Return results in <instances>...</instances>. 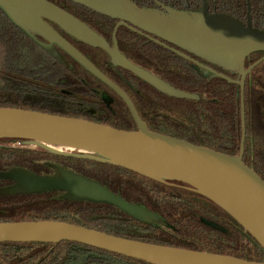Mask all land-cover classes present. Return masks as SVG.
<instances>
[{"label": "trees", "instance_id": "obj_1", "mask_svg": "<svg viewBox=\"0 0 264 264\" xmlns=\"http://www.w3.org/2000/svg\"><path fill=\"white\" fill-rule=\"evenodd\" d=\"M48 1L89 25L113 45L118 20L68 0ZM133 1L140 7L150 8L154 4L153 0ZM208 2L211 13L230 15L246 24L247 0ZM250 2L253 26L264 30V0ZM200 6L201 0L189 3V9ZM51 25L128 94L150 131L224 155L240 154L243 120L238 85L207 76L191 61L127 27H120L117 31L120 52L179 93L167 92L148 78L116 67L104 50L85 45L57 25ZM176 49L233 80L238 79L236 73ZM263 57L264 52L252 54L246 59V68ZM244 102V163L264 180V62L247 77ZM0 108L82 119L125 131L138 130L128 106L112 89L61 50L57 58L49 55L1 10ZM60 169L140 207L142 215L135 217L106 202L68 197L62 190L10 192L7 190L15 182L0 178V223L58 221L148 244L264 262V252L255 239L231 215L209 198L188 190L184 183L163 184L125 168L56 155L37 146H25L21 140L0 139V175L23 170L38 177H54ZM0 264L149 263L63 241L2 243Z\"/></svg>", "mask_w": 264, "mask_h": 264}, {"label": "water", "instance_id": "obj_2", "mask_svg": "<svg viewBox=\"0 0 264 264\" xmlns=\"http://www.w3.org/2000/svg\"><path fill=\"white\" fill-rule=\"evenodd\" d=\"M118 20L113 45L63 8L48 0H0V10L25 36L54 58L61 50L87 72L112 89L128 106L137 131L119 130L90 121L16 108H0V139L21 140L56 155L110 164L159 183L181 182L187 189L222 207L257 242L264 252V180L244 163L246 141L245 83L264 57L246 68V59L264 52V30L254 28L247 0V23L230 15L211 13L207 0L200 10L179 11L140 7L133 0H68ZM70 37L104 50L116 67L155 82L167 92L177 90L129 61L120 52L117 31L127 27L206 71L241 89L243 137L238 156H228L187 141L155 133L141 119L128 94L110 80L52 25ZM43 39V41L40 40ZM169 44L236 73L237 80L200 63ZM188 96V95H187ZM68 151V152H66ZM77 153H74V152ZM0 178L15 182L10 192L62 190L68 197L112 204L135 217L141 209L112 195L98 184L65 169L54 177L12 171ZM150 218V217H149ZM77 242L149 264H264L233 256L190 251L116 237L79 225L58 221L0 223L2 243Z\"/></svg>", "mask_w": 264, "mask_h": 264}, {"label": "flooded vegetation", "instance_id": "obj_3", "mask_svg": "<svg viewBox=\"0 0 264 264\" xmlns=\"http://www.w3.org/2000/svg\"><path fill=\"white\" fill-rule=\"evenodd\" d=\"M190 1L191 0H153L154 4L150 8H157V9H160V10L164 11V7H170V8L179 10V11H191V10H200L202 8V6H203V1L201 0V6H200V8L189 9L190 8L189 7ZM207 2H208V0H207ZM208 4H209V2H208ZM209 8H210V4H209ZM247 10H248V8H247ZM247 18H248V14H247ZM252 22H253V20H252ZM169 46H170V44H169ZM170 47H172V46H170ZM206 63H209V62L206 61Z\"/></svg>", "mask_w": 264, "mask_h": 264}, {"label": "rangeland", "instance_id": "obj_4", "mask_svg": "<svg viewBox=\"0 0 264 264\" xmlns=\"http://www.w3.org/2000/svg\"><path fill=\"white\" fill-rule=\"evenodd\" d=\"M66 152H68V151H66Z\"/></svg>", "mask_w": 264, "mask_h": 264}]
</instances>
